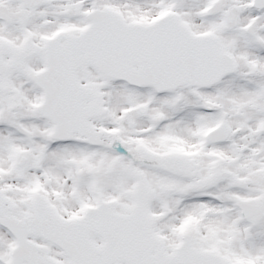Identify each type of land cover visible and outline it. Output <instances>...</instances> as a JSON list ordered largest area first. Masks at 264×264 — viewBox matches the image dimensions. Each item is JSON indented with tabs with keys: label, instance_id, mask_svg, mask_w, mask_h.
<instances>
[{
	"label": "snow or ice",
	"instance_id": "snow-or-ice-1",
	"mask_svg": "<svg viewBox=\"0 0 264 264\" xmlns=\"http://www.w3.org/2000/svg\"><path fill=\"white\" fill-rule=\"evenodd\" d=\"M0 264H264V0H0Z\"/></svg>",
	"mask_w": 264,
	"mask_h": 264
}]
</instances>
